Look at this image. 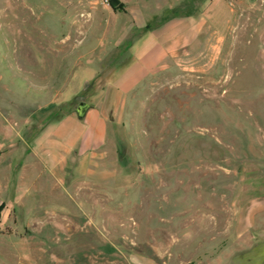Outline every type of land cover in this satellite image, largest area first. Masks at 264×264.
<instances>
[{"label": "rangeland", "instance_id": "374dc122", "mask_svg": "<svg viewBox=\"0 0 264 264\" xmlns=\"http://www.w3.org/2000/svg\"><path fill=\"white\" fill-rule=\"evenodd\" d=\"M216 4L204 47L124 98L103 152L59 169L46 143L101 84L114 9L0 0V264L264 261V0Z\"/></svg>", "mask_w": 264, "mask_h": 264}, {"label": "crops", "instance_id": "0c3cea01", "mask_svg": "<svg viewBox=\"0 0 264 264\" xmlns=\"http://www.w3.org/2000/svg\"><path fill=\"white\" fill-rule=\"evenodd\" d=\"M216 2L208 0L201 12L191 13L186 0H118L120 7L116 10L104 5L103 15H112L111 24H103V59H110V65L92 78L99 76L100 85L95 81L87 85L88 80H84L83 88H88L86 94L93 97L92 101L88 102L87 95L75 96L76 107L55 124L56 139L46 143L57 148L45 157L52 158L51 167L60 169L66 159L77 165L82 159L103 152L109 128L117 122L124 98L173 59H188L204 47L205 38L203 43L197 41L202 32L215 31L213 18H219ZM207 40L211 41V37ZM116 72L112 85L103 88V75ZM81 103L86 106L79 116ZM67 126L70 129L63 131ZM260 212H264V201Z\"/></svg>", "mask_w": 264, "mask_h": 264}, {"label": "water", "instance_id": "95a60500", "mask_svg": "<svg viewBox=\"0 0 264 264\" xmlns=\"http://www.w3.org/2000/svg\"><path fill=\"white\" fill-rule=\"evenodd\" d=\"M109 4L111 7H116L118 5V0H109ZM80 106H81V104H80ZM79 110H80V108H79ZM186 264H189V263H186Z\"/></svg>", "mask_w": 264, "mask_h": 264}, {"label": "trees", "instance_id": "16d2710c", "mask_svg": "<svg viewBox=\"0 0 264 264\" xmlns=\"http://www.w3.org/2000/svg\"><path fill=\"white\" fill-rule=\"evenodd\" d=\"M119 7H120V6L117 5L116 7H112V8L116 10V9H118ZM85 106H86L85 104L81 103V107H82V108L79 110V114H78L79 116L82 114V112H83V108H85Z\"/></svg>", "mask_w": 264, "mask_h": 264}, {"label": "built area", "instance_id": "2783aa9c", "mask_svg": "<svg viewBox=\"0 0 264 264\" xmlns=\"http://www.w3.org/2000/svg\"><path fill=\"white\" fill-rule=\"evenodd\" d=\"M105 4H108L109 0H103Z\"/></svg>", "mask_w": 264, "mask_h": 264}]
</instances>
